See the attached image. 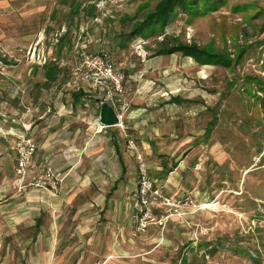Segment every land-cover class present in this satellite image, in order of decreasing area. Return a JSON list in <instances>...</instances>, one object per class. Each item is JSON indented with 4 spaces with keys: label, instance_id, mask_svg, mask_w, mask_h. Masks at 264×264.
Segmentation results:
<instances>
[{
    "label": "rangeland",
    "instance_id": "374dc122",
    "mask_svg": "<svg viewBox=\"0 0 264 264\" xmlns=\"http://www.w3.org/2000/svg\"><path fill=\"white\" fill-rule=\"evenodd\" d=\"M155 5L154 0L6 3L0 8V56L9 65L18 59L19 66L0 74V90L10 87V98L20 93L22 107L28 104L26 100H32L36 108L41 98L55 100L59 91L66 94L65 90H72L74 74H81L86 56L108 54L115 68L126 76L123 97L130 109V91L153 95L145 103L160 102L162 96L191 102L150 105L154 118L161 119L160 137L154 139L157 153L142 156L158 191L153 218L145 233L134 235L137 168V178L128 182L131 192L113 201L117 210L122 203L127 205L123 215L129 225L123 244L126 253L106 262L264 264V0H226L206 14L179 11L162 35L131 37L135 24ZM27 14L32 18H24ZM62 30L66 33L56 42ZM177 42L228 57L232 67H201L179 53L164 58L156 55L161 44ZM37 44L49 66L64 76L59 83H50L53 91H42L46 84L15 79L46 74L45 68L34 67L30 72L27 66L31 59L28 52ZM16 50L19 57L14 56ZM129 141L135 147V140ZM163 157L169 167L179 162L174 173L165 178L159 177L161 171L157 170ZM34 158L30 179L43 169L34 165ZM57 179L59 192L64 179ZM74 203L75 213L71 209L68 218H77V199ZM119 217V213L112 216Z\"/></svg>",
    "mask_w": 264,
    "mask_h": 264
},
{
    "label": "crops",
    "instance_id": "0c3cea01",
    "mask_svg": "<svg viewBox=\"0 0 264 264\" xmlns=\"http://www.w3.org/2000/svg\"><path fill=\"white\" fill-rule=\"evenodd\" d=\"M18 1L0 0V8ZM24 18L32 17L27 14ZM14 53L20 56L17 50ZM26 62L30 72L40 67L46 74L15 79L46 84L42 91H53L50 83H59L64 77L49 66L46 56ZM13 63V69L19 66L18 59ZM50 69L57 73L50 77ZM64 83L70 84V80ZM72 83L70 92L59 91L55 100L45 96L36 102V108L32 100H26L30 107H22L20 93L10 98V87L0 90V264H18V259L25 264H112L106 260L124 257L129 230L123 218L127 205L122 203L117 210L113 201L131 192L128 182L137 178V156L157 153L154 139L160 137L161 119L154 118L150 105L191 103L178 96H162L160 102L149 104L144 100L153 95L130 91L126 129L104 127L100 111L106 92L75 74ZM23 138H34L37 143L34 165L50 168L64 179L59 192L32 187L31 176L24 182L16 176L15 145ZM131 138L136 143L134 148ZM173 164L169 167L163 157L158 176L174 173L179 162ZM168 169L173 171L168 173ZM76 199L77 218H68L71 209L75 213ZM86 212L89 215L84 217ZM115 213H119L118 219L112 218Z\"/></svg>",
    "mask_w": 264,
    "mask_h": 264
},
{
    "label": "built area",
    "instance_id": "2783aa9c",
    "mask_svg": "<svg viewBox=\"0 0 264 264\" xmlns=\"http://www.w3.org/2000/svg\"><path fill=\"white\" fill-rule=\"evenodd\" d=\"M64 33L65 30H62L56 35V42L59 41L58 39L60 37H63ZM28 53L31 54V59L45 57V52L38 49V44L34 48H31ZM10 67L12 66L6 62L5 57L0 56V74H6ZM80 72L79 77L81 76L86 82L106 92V102L115 109L120 122L118 126L124 129L123 121L126 113L130 110V103L123 97L125 74L115 68L114 62L108 54L97 57L86 56L81 65ZM130 146L134 148L132 143ZM15 150L17 152L15 173L24 182L28 176L32 175L30 167L37 151V146L32 138H23L17 142ZM137 159L139 162V187L137 190L138 211L135 216V236L145 233L148 230L153 218L152 209L155 205L154 201L157 200L156 197L158 196V191L153 186L142 156L138 155ZM59 177H61L60 174L54 173L52 169L45 167L37 174V177L31 178L33 180L30 182V185L43 190L52 189L54 193H57L58 182L55 181Z\"/></svg>",
    "mask_w": 264,
    "mask_h": 264
},
{
    "label": "trees",
    "instance_id": "16d2710c",
    "mask_svg": "<svg viewBox=\"0 0 264 264\" xmlns=\"http://www.w3.org/2000/svg\"><path fill=\"white\" fill-rule=\"evenodd\" d=\"M156 5L153 10L146 13L141 22H137L130 32L131 37H143L145 39L151 36L162 35L165 29L171 25L178 16L179 11L183 13L206 14L214 12L218 6L225 4L226 0H154ZM181 54L183 57L193 59L199 66H223L232 67V61L223 55L213 53L207 49L201 48L195 44H185L177 42L172 46L161 44L156 55L171 56ZM241 59V56H239ZM55 69H50L49 76L56 74ZM177 101V99L173 100ZM179 101V100H178ZM209 130L211 127L208 128ZM177 164H173L176 168ZM168 169V173L172 172Z\"/></svg>",
    "mask_w": 264,
    "mask_h": 264
},
{
    "label": "water",
    "instance_id": "95a60500",
    "mask_svg": "<svg viewBox=\"0 0 264 264\" xmlns=\"http://www.w3.org/2000/svg\"><path fill=\"white\" fill-rule=\"evenodd\" d=\"M100 123L104 127H116L120 124L115 109L107 102L101 104Z\"/></svg>",
    "mask_w": 264,
    "mask_h": 264
},
{
    "label": "bare ground",
    "instance_id": "6f19581e",
    "mask_svg": "<svg viewBox=\"0 0 264 264\" xmlns=\"http://www.w3.org/2000/svg\"><path fill=\"white\" fill-rule=\"evenodd\" d=\"M207 206V205H206ZM206 206L204 208H206Z\"/></svg>",
    "mask_w": 264,
    "mask_h": 264
}]
</instances>
